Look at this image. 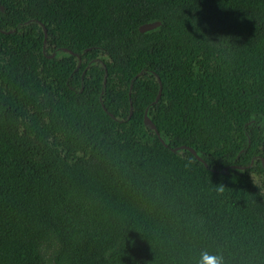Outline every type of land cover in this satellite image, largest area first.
Returning <instances> with one entry per match:
<instances>
[{
	"label": "trees",
	"instance_id": "16d2710c",
	"mask_svg": "<svg viewBox=\"0 0 264 264\" xmlns=\"http://www.w3.org/2000/svg\"><path fill=\"white\" fill-rule=\"evenodd\" d=\"M204 251L264 264V0H0V264Z\"/></svg>",
	"mask_w": 264,
	"mask_h": 264
},
{
	"label": "water",
	"instance_id": "95a60500",
	"mask_svg": "<svg viewBox=\"0 0 264 264\" xmlns=\"http://www.w3.org/2000/svg\"><path fill=\"white\" fill-rule=\"evenodd\" d=\"M158 26H159V23L144 24V25H142V26L139 27L138 31H139L140 33H145V32H148V31H151V30L157 28ZM43 32H44V42H45V40H46V38H47V31H46L45 28H43ZM64 51H66V50L64 49ZM69 53H70V54H73V53H71L70 51H69ZM156 78H157V81H158V84H159V87H160V88H159L158 94H157V96H156L154 102H153L151 105L156 104V103L158 102L160 96H161V81H160V79H159L158 76H156ZM147 110H148V109H146V111H145V113H144V119H143V120H144V124H145L146 126H149L152 130H154V132H155L156 136L159 138L160 142H161L165 147H167V145H166V144L163 142V140L161 139V137H160V135H159V132L157 131L155 125H154V124L152 123V121L148 118V116H147ZM131 115H132V109L130 108V112H129V117H128V118H130ZM171 151L174 152V153H176V152H181V151H188V152H190V153L194 156V158H195L197 161L203 163L204 166H206L205 161H204L201 157H199V156L197 155V153L195 152V150H193V149L190 148V147H186V146L176 147V148L171 149ZM239 169H243V168H239Z\"/></svg>",
	"mask_w": 264,
	"mask_h": 264
},
{
	"label": "clouds",
	"instance_id": "9594fccd",
	"mask_svg": "<svg viewBox=\"0 0 264 264\" xmlns=\"http://www.w3.org/2000/svg\"><path fill=\"white\" fill-rule=\"evenodd\" d=\"M197 264H226V262L221 253L217 252L216 254H209L204 251L200 253Z\"/></svg>",
	"mask_w": 264,
	"mask_h": 264
}]
</instances>
